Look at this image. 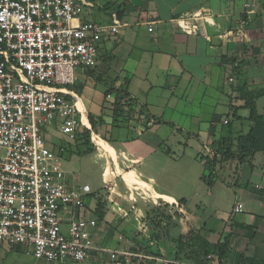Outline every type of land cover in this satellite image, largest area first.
<instances>
[{"label":"crops","instance_id":"1","mask_svg":"<svg viewBox=\"0 0 264 264\" xmlns=\"http://www.w3.org/2000/svg\"><path fill=\"white\" fill-rule=\"evenodd\" d=\"M92 1L96 5L99 2ZM254 1L259 6L264 4V0H110L99 5V22H111L112 15L120 10L118 17L123 24L117 35L103 39L100 44L99 59H104L108 69L96 77L103 80L120 62L116 80L122 78L118 86L111 87L116 91L107 95L113 99L104 107L122 106L124 109L118 121L127 115L133 123L131 129L136 133L127 134L124 128L117 126L115 139L113 136L102 138L115 151V156L108 153L111 157L105 167L106 170L111 165L114 171L111 180L117 179L118 175L133 173L129 178L151 187L155 200H167L174 207L177 205L175 192L158 190L154 186L167 165H179L181 161L164 153L172 151L170 146L163 148L172 134L167 136L164 124H175L173 118L180 113L195 123L209 124L193 131L191 139L181 141L175 137L172 141L184 146V154L186 150L198 154L204 147L212 149L214 139L230 135L225 120L229 119L231 104L243 103L237 91L240 85L247 84L250 90L264 91V12H250L247 4ZM230 78L234 81L230 82ZM80 83L83 87L84 83ZM262 100L264 96L257 103L259 110L264 112V106L262 108L260 104ZM81 101L80 98L79 105ZM191 103L197 105L196 111H187L185 106ZM82 105L80 107L86 112L83 102ZM169 107L173 110L170 113ZM87 118L89 120V114ZM160 154L164 158H160ZM197 161L195 157L189 164L195 166ZM243 165L240 166L242 180L235 183L237 190H233L232 182L219 173L209 181L202 178L204 172L198 173L193 180L182 176L184 187L186 184L194 187L190 194L182 193L178 210L182 214V233L200 232L213 243L228 239L230 247L222 264H264V151L256 152L252 164ZM234 166L237 168V163H228L222 169H233ZM192 198L197 209L210 205L214 213L208 218L198 217L189 208ZM238 203L244 205L240 212L235 211ZM96 204L90 201L95 208ZM218 211L223 212L222 215L217 214ZM150 213L147 224L144 222L145 226L136 233H121L113 239L107 227L108 210L105 220L99 222V244L129 247L145 236L164 251L167 243L164 239L159 242L149 239L153 230L149 223ZM4 245L0 244V247L8 246L5 250L11 253L23 248ZM23 254L33 264L41 261L27 254L24 248ZM93 257L94 264L98 263L96 258H101ZM158 258L160 262L168 260ZM248 259L258 262H246ZM214 264L220 262L214 260Z\"/></svg>","mask_w":264,"mask_h":264},{"label":"built area","instance_id":"2","mask_svg":"<svg viewBox=\"0 0 264 264\" xmlns=\"http://www.w3.org/2000/svg\"><path fill=\"white\" fill-rule=\"evenodd\" d=\"M95 5L92 0H0V244L21 246L49 263L105 256L149 264L160 258L140 246L99 244L92 187L63 167L65 145L46 137L55 131L75 140L85 126L95 142L77 90L67 87L97 65L101 42L123 26L116 13L111 22L84 19ZM247 6L264 12V4ZM243 208L238 203L235 211ZM208 258L214 264L216 256Z\"/></svg>","mask_w":264,"mask_h":264},{"label":"rangeland","instance_id":"3","mask_svg":"<svg viewBox=\"0 0 264 264\" xmlns=\"http://www.w3.org/2000/svg\"><path fill=\"white\" fill-rule=\"evenodd\" d=\"M109 1L110 0H99L92 11H85L82 17L84 19L93 21H101L99 5L109 3ZM117 63L120 65V62ZM119 65L115 64L110 73L106 74V76L103 77V80H99V78L96 77V74H99L104 70L107 71L108 69V67L105 65L104 59L101 57L97 65L89 68L86 76L80 78V81L77 83H84L81 91H77V93L80 95V98L82 99L80 105L83 106L82 102L85 105L86 115H88L90 111L94 112V116L97 120V129L95 130L93 128L90 120L89 122H86L85 120L83 121L92 127L94 133L98 137L96 136L94 138L96 143L92 141L91 138L90 145H81V148L84 150L88 148L91 149L96 145L94 150L87 154L81 155L77 152L70 153L68 151L63 162V167L67 171L74 172L75 178L80 184L88 183L91 185L93 193L97 194V196L93 195L92 199H90L93 205L97 203L98 196L104 197L107 200L106 213L109 210V221L107 227L108 230L112 232L113 239L114 236L118 237L121 233H128L130 235L134 232L136 233V231L139 230L141 226L143 228L146 223V217L144 216H147L150 212V216L152 219L150 218L151 221H149V223L151 222L150 224H152V228L155 229V223H158V229H156V232L160 231L162 234L177 235L179 233H182V214H179L178 212L179 206L180 204H182V197L184 195L182 193L190 194L194 189V187H187V184L186 187L183 186L184 182H182V176L186 177L187 180H193L196 175H198V173H203L206 170L203 162L198 158L197 163H194L195 166H191L189 164L190 162H194L195 157H197V153H191L190 150H186V154H184V146L179 145L178 142H175L173 144L172 141H175V137H177L181 141L191 139L193 131H198L199 127L205 128L209 124L195 123L191 120L192 118L190 117H182V113L173 118L176 119L175 124H164V129L167 133V136L172 133L171 138L167 139L165 144H163V148H168V146H170L172 151L170 154L166 151H164V153L166 154V156H171L175 159H181V161L178 163L179 165H167L166 170L160 172V174L158 175V180L156 181V184H154V186L155 189L158 190H168L175 192L178 196L177 205L175 207L173 203H169L167 200H155L152 195L153 189L151 187H148L147 185L142 183H136L129 178L130 176H133V173H129L124 176L118 175L117 179L111 180L114 177V171L111 168V165H108L106 170L105 167L107 165V160L111 157L109 154L115 156V151L102 138L108 139L110 138V136H113L115 139V130L117 126L119 128H124V131L127 134H134L131 129L133 123L128 119L127 115L120 117L119 121L116 122V118L118 117V114L116 116V109L114 107H104V104L106 106L109 105L111 103V100L113 99L107 97L106 92L113 85L118 86V84H120V81L122 80L121 77L119 78V80H116L118 73H120ZM90 74L93 75L90 76ZM67 87L75 89V85H68ZM260 104L263 108L264 100H262ZM179 105L182 110V100L179 101ZM196 106L197 105L195 103H191L190 105L185 107H187V111H196ZM171 111L173 110L171 107H169L168 113H170ZM242 113L247 114L248 111L246 110L245 112L242 110ZM238 124L239 121H236L235 125ZM48 128L49 130H51L50 126ZM46 137L49 141L57 145L69 144L73 149H75L76 147L75 140L68 141V137L64 134L50 131V133H47ZM160 155V158H164V155ZM182 161L184 163H187L186 165H183L185 169L182 166V164H184L182 163ZM162 164L163 161L160 163V165ZM243 166L244 165L242 164L241 168ZM241 168L238 173L235 170V166L233 169L227 168L219 171L220 176H222L223 178L225 177L227 180L232 182L231 188L233 190H237L236 188H238L235 187V183H237L238 181L241 182L242 180ZM190 202L191 203L189 204V208L193 210V212H195L198 217L204 219L210 217L214 213V209L210 205H208V207H205L204 205L203 208L197 209V203H195V199L192 198V201ZM154 209H156L155 212ZM160 211L166 213L167 215H170L171 219H173V222L171 223V220L164 219L165 217L163 214L157 215V213H159ZM222 213L218 211L217 214L222 215ZM155 215L156 218H154ZM161 218H163V221H160ZM100 237L101 235L99 233L98 241ZM4 246L6 247L7 245ZM7 248L8 246L6 248L0 247V264H33L30 259L23 254V248H20V251H12V253L9 250L6 251L5 249ZM96 259L98 263L95 264L113 263L105 256ZM37 264H94V261L91 260V258L80 262L65 261L48 263L45 260H41Z\"/></svg>","mask_w":264,"mask_h":264},{"label":"trees","instance_id":"4","mask_svg":"<svg viewBox=\"0 0 264 264\" xmlns=\"http://www.w3.org/2000/svg\"><path fill=\"white\" fill-rule=\"evenodd\" d=\"M121 11L118 10V16ZM81 83L75 84V89L81 91ZM115 88H110L106 95L114 93ZM240 93V101L243 103L231 104L230 114L226 127L229 130L230 135L219 139H214L212 149L204 147V150L197 154V158L200 159L205 167V172L202 176L203 179L211 180L218 177L219 171L228 163H237L236 171L240 170V166L244 163L252 164L253 158L258 151H264V112H261L258 107V99L264 96V91L261 90H250L247 84H242L237 88ZM125 93V92H124ZM116 122L120 116L121 111L124 108L122 106L115 107ZM248 110V115L244 116L242 110ZM89 120L93 128L97 129V120L94 114L89 113ZM239 121L238 125L235 122ZM248 123V126H247ZM91 130L85 126L78 131V135L75 139L76 147L72 148L69 144L65 145L66 153L69 151L77 152L78 154H87L94 150L96 147L93 146L91 149H82L81 145L91 144ZM106 139V138H105ZM97 196V194L92 193ZM106 204L107 200L104 197H97V204L94 211L95 216L102 222L106 217ZM164 215V219L171 220L170 215L161 212ZM149 216V215H148ZM147 216L145 218V221ZM152 219V218H151ZM151 219L149 221H151ZM160 220V219H159ZM160 221H163L161 218ZM162 223V222H161ZM155 229L152 230V234L149 235V239L152 240H167L164 251L160 247L151 244L148 237L143 236L140 240H136L135 245L140 246L144 253L150 254L155 257H162L168 259L167 261L150 260L149 264H174V263H192V264H210L213 262L209 259L210 254L216 256V260L223 263L226 255L229 251L230 243L226 239L224 242L213 243L205 238L200 232H190L188 234L179 233L177 235L162 234L160 231L155 232L158 229V223H155ZM154 225V224H153ZM157 242V243H158ZM13 248H19L21 246H12ZM135 249V248H134ZM258 262L256 260L248 259L246 262ZM112 264H126L120 263L119 261H112Z\"/></svg>","mask_w":264,"mask_h":264},{"label":"bare ground","instance_id":"5","mask_svg":"<svg viewBox=\"0 0 264 264\" xmlns=\"http://www.w3.org/2000/svg\"><path fill=\"white\" fill-rule=\"evenodd\" d=\"M78 105H79V103H78ZM79 107H80V105H79ZM80 110H81L82 112H84L83 120H85L86 122H89V120H88V118H87V115H86V113H85V110H83L81 107H80Z\"/></svg>","mask_w":264,"mask_h":264},{"label":"water","instance_id":"6","mask_svg":"<svg viewBox=\"0 0 264 264\" xmlns=\"http://www.w3.org/2000/svg\"><path fill=\"white\" fill-rule=\"evenodd\" d=\"M81 86H82V84H81Z\"/></svg>","mask_w":264,"mask_h":264}]
</instances>
